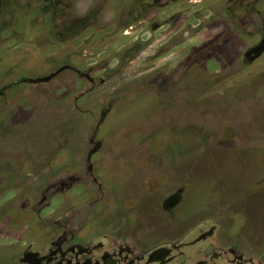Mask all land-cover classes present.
Listing matches in <instances>:
<instances>
[{
    "label": "rangeland",
    "instance_id": "374dc122",
    "mask_svg": "<svg viewBox=\"0 0 264 264\" xmlns=\"http://www.w3.org/2000/svg\"><path fill=\"white\" fill-rule=\"evenodd\" d=\"M186 246L264 264V0H0V264Z\"/></svg>",
    "mask_w": 264,
    "mask_h": 264
},
{
    "label": "flooded vegetation",
    "instance_id": "af4514ba",
    "mask_svg": "<svg viewBox=\"0 0 264 264\" xmlns=\"http://www.w3.org/2000/svg\"><path fill=\"white\" fill-rule=\"evenodd\" d=\"M251 200H253V199H251ZM207 221H208L207 223L210 224V221L209 220H207ZM197 223H198V221L192 223L191 227H189L188 230H194V229H196V227L198 228V225H196ZM218 228H219V226L211 227L210 225H208L207 231L204 230L205 232H201L199 234L198 238L196 239V241H194L195 237L193 236L192 240L190 238V240L186 243L187 244H193V245H190V247L194 249L195 246L203 244V242H207L208 240L211 239V237H213L216 240V244L224 245L225 244L223 242V241H225L224 237H222L220 234L218 235V237H215L216 236V230H218ZM189 237H190L189 234L185 235V233L183 234V236L180 239H178V237H177L176 241L178 243L175 244V246H178V244L184 243V240L189 238ZM204 239H205V241H203ZM249 248H252V247H249ZM181 249H182V251H177L178 249H176L175 250L176 253H172V256L176 260H178L180 258L182 259V261H181L182 263H176V264H188L190 257H191V253L193 250L191 251V253L189 255H187V253L185 252V251H187V246H186V248L182 247ZM157 250H158V252L154 253V257H153L157 261L155 264H168L169 262H164L163 258L169 252V250L166 248H163V247L162 248L158 247ZM152 253L153 252H151L149 254H152ZM27 256H28V262H30L31 264H34V262H37L34 260L33 255L27 254ZM144 258L146 259V257H142V260ZM197 264H204V263H197ZM253 264H261L260 259L258 257L254 258Z\"/></svg>",
    "mask_w": 264,
    "mask_h": 264
}]
</instances>
